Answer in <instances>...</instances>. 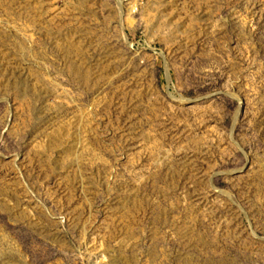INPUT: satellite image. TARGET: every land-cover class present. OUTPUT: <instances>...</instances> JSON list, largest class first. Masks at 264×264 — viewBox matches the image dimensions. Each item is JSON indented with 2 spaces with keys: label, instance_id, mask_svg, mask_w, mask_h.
I'll return each mask as SVG.
<instances>
[{
  "label": "rangeland",
  "instance_id": "obj_1",
  "mask_svg": "<svg viewBox=\"0 0 264 264\" xmlns=\"http://www.w3.org/2000/svg\"><path fill=\"white\" fill-rule=\"evenodd\" d=\"M0 264H264V0H0Z\"/></svg>",
  "mask_w": 264,
  "mask_h": 264
}]
</instances>
